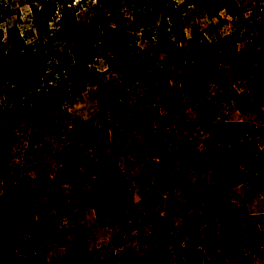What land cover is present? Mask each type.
I'll return each instance as SVG.
<instances>
[{"label":"trees","instance_id":"obj_1","mask_svg":"<svg viewBox=\"0 0 264 264\" xmlns=\"http://www.w3.org/2000/svg\"><path fill=\"white\" fill-rule=\"evenodd\" d=\"M135 1L98 0L102 12L84 19L78 16L72 1H65L57 13L42 2L39 8L31 6L24 25L16 21L8 23L10 15L0 13V91L7 95L6 104L0 105V181L4 184L0 199L11 205V212L0 219V264L58 263L48 262L29 234L26 235L34 222L37 205L44 199L60 215L90 207L110 221L127 222L141 214L126 173L108 156L110 136L105 125L91 126L83 144L77 148L61 147L56 153L59 172L45 175L35 187H30L24 179L17 182L11 174L8 144L18 126L25 121L31 124L30 147L42 143L43 128L55 126L64 102L78 92L82 83L96 88L99 108L110 112L119 129L135 133L150 131L143 146L148 156L167 148L170 155L163 153L165 159L189 157L196 146L191 133L201 127L205 135L198 154L218 190L222 189L223 193L250 183L264 198V111L256 84L251 93L235 90L218 64L215 47L209 44L205 53L188 60L182 87L176 91L157 64L158 56L152 51L154 44L144 51L131 39L125 20L118 14L122 3L130 6ZM229 1L183 0L177 4L175 0H148L153 11L144 21L146 18L147 28L155 29L158 47L172 42L180 48L185 41L182 8L195 5L213 17ZM82 46L90 49L94 59L102 61L105 70L96 73L88 63L81 62L78 52ZM217 48L224 52L223 47ZM225 48L231 58L243 59L235 47ZM249 56L258 59L264 67V34L257 37ZM112 72H118L120 78L108 79ZM258 72L264 77V70ZM132 85L140 88L133 100L130 99ZM210 85L216 86L213 96L208 95ZM182 93L194 106L197 120L187 118L180 99ZM221 101L234 103L240 114L255 113L259 123L217 122V105ZM88 150L94 151L92 158ZM71 188L84 191L77 195ZM216 197L205 207L202 231L209 236V231L214 232L219 225L220 237L206 241L204 262L247 260V252L264 258V231L260 227L264 215H245L231 230L225 222L226 216L220 213L239 209L231 202L227 203L229 208L225 207L220 200L222 194ZM218 216L219 223H214ZM172 245L173 237L154 224L148 250L126 259L128 264H184L180 255H173ZM80 261L73 258V264Z\"/></svg>","mask_w":264,"mask_h":264},{"label":"rangeland","instance_id":"obj_2","mask_svg":"<svg viewBox=\"0 0 264 264\" xmlns=\"http://www.w3.org/2000/svg\"><path fill=\"white\" fill-rule=\"evenodd\" d=\"M65 1H72L81 19L102 12L98 0H0V13L10 15L8 23L16 21L24 25L32 5L39 8L45 2L57 13ZM175 1L177 4L183 2ZM182 10L185 41L179 45L180 48L172 42H166V47H158L155 29L147 28V19L144 21V17L153 11L148 0H136L130 6L122 3L118 14L125 20L131 39L144 51L151 43L154 44L152 51L158 56L157 64L176 91L182 87L188 60L205 53L208 45L212 44L228 82L235 90L249 93L256 84L257 94H261L263 99L264 111V77L258 72L264 67L258 59L249 56L255 48L257 37L264 34V0H230L213 17L207 16L195 5ZM227 46L235 47L243 59L231 58L225 48ZM217 47H223L224 52ZM78 57L96 73L105 70L102 61L94 59L86 46L80 47ZM113 78L119 79V73L108 75V79ZM139 89L135 85L131 86V100ZM215 90L216 86L210 85L208 95L213 96ZM95 91L92 85L80 84L78 92L64 102L55 126L43 128L45 139L39 145L29 146L31 124L22 122L14 139L8 144L12 157L11 174L17 182L24 179L30 187H35L45 175L59 172L56 153L61 147L77 148L83 144L91 126L105 125L110 136L108 156L126 173L128 186L141 214L136 220L127 222L110 221L90 207L60 215L44 199L37 205L34 222L26 235L29 234L48 262L73 264V258H76L81 261L75 264H128L127 256L148 250L151 228L155 224L160 231L173 237L172 253L180 255L184 264H206L205 243L215 236L220 237V234L218 225L214 232L209 231V236H206L202 231L205 227L202 217L207 203L217 199L216 195H223L220 200L224 201L225 207L229 208L227 203L231 202L239 209L220 213V216H226L225 222L231 230L237 227L245 215H264V198L250 183L229 188L223 193L222 189L218 190L215 186L209 168L198 154L205 135L201 127L191 133L196 146L189 157L165 159L163 153L170 155L167 148L148 156L143 146L150 131L135 133L119 129L110 112L99 108ZM6 99L5 91H0V105H5ZM180 99L187 118L197 120L195 108L186 94L182 93ZM224 121H246L253 125L259 123L255 113L240 114L234 103L221 101L217 105V122ZM257 143L261 145L258 140ZM87 153L90 158L94 156L93 150ZM3 185L0 181V194ZM71 189L77 195L84 191ZM10 212V203L0 199V219ZM220 216L215 218L214 223H219ZM260 227L264 231V223ZM246 255L247 260H225L223 264H264L261 256H253L248 252Z\"/></svg>","mask_w":264,"mask_h":264}]
</instances>
